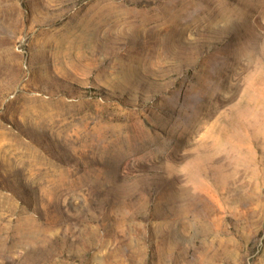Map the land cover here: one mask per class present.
Returning <instances> with one entry per match:
<instances>
[{"label":"rangeland","instance_id":"374dc122","mask_svg":"<svg viewBox=\"0 0 264 264\" xmlns=\"http://www.w3.org/2000/svg\"><path fill=\"white\" fill-rule=\"evenodd\" d=\"M0 264H264V0H0Z\"/></svg>","mask_w":264,"mask_h":264}]
</instances>
